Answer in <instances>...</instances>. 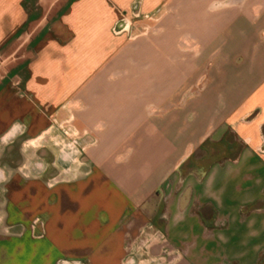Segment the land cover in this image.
Returning <instances> with one entry per match:
<instances>
[{
    "label": "crops",
    "instance_id": "0c3cea01",
    "mask_svg": "<svg viewBox=\"0 0 264 264\" xmlns=\"http://www.w3.org/2000/svg\"><path fill=\"white\" fill-rule=\"evenodd\" d=\"M61 122L81 171L51 183ZM18 142L23 162L0 165V264H125L151 238L158 264L258 254L264 0H0V154Z\"/></svg>",
    "mask_w": 264,
    "mask_h": 264
},
{
    "label": "rangeland",
    "instance_id": "374dc122",
    "mask_svg": "<svg viewBox=\"0 0 264 264\" xmlns=\"http://www.w3.org/2000/svg\"><path fill=\"white\" fill-rule=\"evenodd\" d=\"M190 49L184 51V57H188V55L190 54ZM204 87V84H189L188 88L189 91L188 93H198L200 92ZM60 130V129H59ZM59 130L57 128H55V131L52 132V130L46 135V140L49 142L50 145L55 146L56 149H59V152L61 151V154H57V159H56V165H50V168L52 170L51 174L49 175L50 178L54 179V180H58L62 177H68L70 175H73V173H79L81 170L76 167H74L75 165H78V161L81 159V155L80 154H71L70 152V145L67 146L68 144V139L67 138H62L60 136L61 133H59ZM59 133V136H58ZM62 135V134H61ZM27 143L26 145L24 144L25 147H27V149L31 150L33 149V147L31 146H36V141H30V142H25ZM30 143V144H29ZM33 143V144H32ZM21 143H13L12 145H10V149H9V153L10 154H0V165H5L7 164V166H10L12 168H15L17 165L21 164L24 160V154H22V150H21ZM70 148V149H69ZM31 156H34V154H30ZM212 155H216V154H212ZM30 156V157H31ZM43 157L42 159L44 161H52L54 159V154H50V153H46V154H37L36 157ZM56 157V156H55ZM206 161H208L207 159L203 160L200 163H205ZM188 162V161H187ZM185 163V165L183 166V173L182 175L184 176L186 173L188 172H195L198 173L200 171L199 168V164H189V163ZM175 187L168 191V197L172 198L175 196ZM161 194V193H160ZM158 195L156 197H154L151 200L150 203V213L152 215L159 213V210L161 209V207H159L160 202L164 201V196L162 195ZM161 200V201H160ZM3 223L2 220H0V228L3 227ZM151 227V226H150ZM147 230L150 231H154L155 228L151 227L150 229L147 228ZM145 240V239H144ZM152 241L151 239H146L145 241H143V245H141L142 249L139 248V250L135 247L133 248V246H130V248H128L127 250V255L125 258V264H158L155 260H152L149 256V252H145V250L147 251L149 248V243ZM263 248L261 249V251L258 254H249L247 256H234V257H229V256H222L221 261L218 262L216 261L215 264H264V245L262 246ZM140 251H143L140 253ZM226 257V258H225ZM148 259L145 260L144 263H140L139 259Z\"/></svg>",
    "mask_w": 264,
    "mask_h": 264
},
{
    "label": "built area",
    "instance_id": "2783aa9c",
    "mask_svg": "<svg viewBox=\"0 0 264 264\" xmlns=\"http://www.w3.org/2000/svg\"><path fill=\"white\" fill-rule=\"evenodd\" d=\"M127 25V20L124 17H121L120 20L115 24L114 30L119 31L121 29H124ZM61 134L63 135L62 138H67L68 144L67 146H72L71 144H74L77 139V132L76 130L69 124L68 122H61L58 125ZM53 179H50L49 182L52 183Z\"/></svg>",
    "mask_w": 264,
    "mask_h": 264
}]
</instances>
